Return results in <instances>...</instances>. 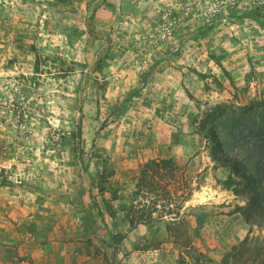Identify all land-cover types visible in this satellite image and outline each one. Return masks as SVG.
<instances>
[{"label":"rangeland","instance_id":"374dc122","mask_svg":"<svg viewBox=\"0 0 264 264\" xmlns=\"http://www.w3.org/2000/svg\"><path fill=\"white\" fill-rule=\"evenodd\" d=\"M182 1L0 0V184L40 193L53 170L113 264L127 246L162 248L150 264H264V225L201 130L211 108L264 98V7L205 21Z\"/></svg>","mask_w":264,"mask_h":264},{"label":"crops","instance_id":"0c3cea01","mask_svg":"<svg viewBox=\"0 0 264 264\" xmlns=\"http://www.w3.org/2000/svg\"><path fill=\"white\" fill-rule=\"evenodd\" d=\"M51 171L40 167L36 172L33 183L40 188V193L38 190L30 193L13 184H0V264H113L110 247L87 234L90 228L84 229L86 223L80 221L83 214H79V218L63 209L65 197H61L55 188L50 189V183H54L57 175ZM65 171V176H78L75 164L67 166ZM55 184L61 186L57 180ZM48 188L50 195H46ZM69 202L67 197L66 204ZM91 219L95 217L91 215ZM91 229H100L98 221ZM88 237L92 246L84 243ZM130 248L132 254L118 264L164 261L162 248L127 246L125 250Z\"/></svg>","mask_w":264,"mask_h":264},{"label":"trees","instance_id":"16d2710c","mask_svg":"<svg viewBox=\"0 0 264 264\" xmlns=\"http://www.w3.org/2000/svg\"><path fill=\"white\" fill-rule=\"evenodd\" d=\"M201 130L211 159L229 166L239 179L236 185L244 187L241 191L235 189V193L245 192L249 201L248 207L240 209L241 215L248 222L264 225V98H255L244 106L232 103L211 108ZM133 217L128 218L133 224L144 220L141 215ZM256 240L245 236L240 246L248 250L249 243Z\"/></svg>","mask_w":264,"mask_h":264},{"label":"built area","instance_id":"2783aa9c","mask_svg":"<svg viewBox=\"0 0 264 264\" xmlns=\"http://www.w3.org/2000/svg\"><path fill=\"white\" fill-rule=\"evenodd\" d=\"M189 0H183L181 11L186 15L188 11L192 12L201 20L209 21L220 16L238 15L239 11H254L264 7V0H192L187 6ZM240 13V12H239Z\"/></svg>","mask_w":264,"mask_h":264}]
</instances>
